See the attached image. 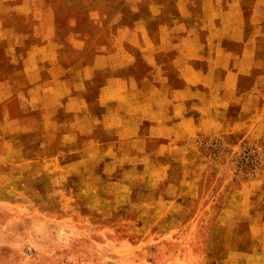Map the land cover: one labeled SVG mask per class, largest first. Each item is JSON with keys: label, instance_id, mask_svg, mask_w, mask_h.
<instances>
[{"label": "crops", "instance_id": "0c3cea01", "mask_svg": "<svg viewBox=\"0 0 264 264\" xmlns=\"http://www.w3.org/2000/svg\"><path fill=\"white\" fill-rule=\"evenodd\" d=\"M55 5L0 0V177L122 204L141 190L161 218L203 186L204 138L258 141L218 222L253 240L231 264H264V0L118 3L106 34L88 4L70 20Z\"/></svg>", "mask_w": 264, "mask_h": 264}, {"label": "rangeland", "instance_id": "374dc122", "mask_svg": "<svg viewBox=\"0 0 264 264\" xmlns=\"http://www.w3.org/2000/svg\"><path fill=\"white\" fill-rule=\"evenodd\" d=\"M45 1L56 4L60 20L74 18L80 5L88 4L94 15L90 27L106 34L109 25L101 23L117 17V4L135 0ZM60 27L61 34L68 32ZM257 142L240 136L204 138L201 154L208 166L203 186L194 199L161 218L142 216L152 213L155 203L141 198V190L122 204L102 201L78 184L73 194L63 188L60 193L59 185L42 177L1 176L0 264H231L233 252L244 256L256 250L245 230H224L218 213L228 204L234 182L257 172L263 153ZM248 147L260 153L253 169L238 154Z\"/></svg>", "mask_w": 264, "mask_h": 264}, {"label": "built area", "instance_id": "2783aa9c", "mask_svg": "<svg viewBox=\"0 0 264 264\" xmlns=\"http://www.w3.org/2000/svg\"><path fill=\"white\" fill-rule=\"evenodd\" d=\"M239 157L245 159L250 168L253 169L259 162L260 153L254 147H248L238 152Z\"/></svg>", "mask_w": 264, "mask_h": 264}]
</instances>
